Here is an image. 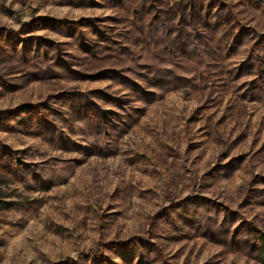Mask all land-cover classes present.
<instances>
[{"label":"rangeland","instance_id":"rangeland-1","mask_svg":"<svg viewBox=\"0 0 264 264\" xmlns=\"http://www.w3.org/2000/svg\"><path fill=\"white\" fill-rule=\"evenodd\" d=\"M264 13L244 0H0V264H262Z\"/></svg>","mask_w":264,"mask_h":264},{"label":"trees","instance_id":"trees-1","mask_svg":"<svg viewBox=\"0 0 264 264\" xmlns=\"http://www.w3.org/2000/svg\"><path fill=\"white\" fill-rule=\"evenodd\" d=\"M248 5L253 8H256L264 13V0H244ZM258 240L260 241V249H259V260L262 264H264V233L257 231Z\"/></svg>","mask_w":264,"mask_h":264}]
</instances>
